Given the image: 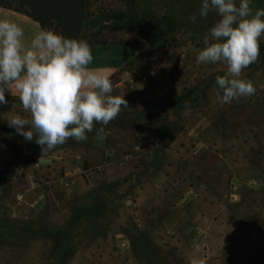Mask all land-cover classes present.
Listing matches in <instances>:
<instances>
[{
	"label": "rangeland",
	"instance_id": "374dc122",
	"mask_svg": "<svg viewBox=\"0 0 264 264\" xmlns=\"http://www.w3.org/2000/svg\"><path fill=\"white\" fill-rule=\"evenodd\" d=\"M85 2L88 40L125 56L111 95L128 108L45 153L0 127V264H264V65L222 103L227 65L196 62L220 19L202 0Z\"/></svg>",
	"mask_w": 264,
	"mask_h": 264
},
{
	"label": "clouds",
	"instance_id": "9594fccd",
	"mask_svg": "<svg viewBox=\"0 0 264 264\" xmlns=\"http://www.w3.org/2000/svg\"><path fill=\"white\" fill-rule=\"evenodd\" d=\"M252 0H202L200 16L215 11L219 21L210 29L214 43L205 39L198 64L224 63L227 74L217 76L215 84L221 102L231 103L255 94L250 80L241 79L242 70L256 62L259 39L264 36V10L254 13ZM195 21L196 17H190ZM23 29L15 22L0 19V104L14 85L23 108L31 118L14 117L9 126L36 144L42 153L64 144L68 138L87 139L93 123L108 125L123 108V97L111 95L113 85L103 69H90L91 46L84 40L65 38L51 31L34 36L30 47L23 44ZM12 94V92H11ZM123 105V107H121ZM27 128V130H25ZM104 128L97 139H104ZM191 264H206L193 258Z\"/></svg>",
	"mask_w": 264,
	"mask_h": 264
},
{
	"label": "crops",
	"instance_id": "0c3cea01",
	"mask_svg": "<svg viewBox=\"0 0 264 264\" xmlns=\"http://www.w3.org/2000/svg\"><path fill=\"white\" fill-rule=\"evenodd\" d=\"M253 13L258 10H264V0H252L250 5ZM0 19H6L18 24L24 32L23 44L25 48L30 47L31 41L36 34L41 31H48L43 28L39 21L34 19L33 17L27 15L26 13L18 12L13 9L0 7ZM259 44H264V36L259 39ZM91 53L93 56V60L91 64L88 66L90 69H103L105 70V74L110 78V80L116 78L118 73L123 69L126 61L125 56L119 57L118 53L113 55L115 52H122V49L118 46L114 45H90ZM116 50V51H115ZM113 53V54H112ZM114 57L111 58L110 56ZM120 83L117 82L116 86H119ZM12 92V94H11ZM10 91L5 92V103L0 104V127L1 126H9V122L16 116H21L24 113L25 109L19 100V94L13 85ZM12 108L10 114L7 112L8 109ZM27 111V110H26ZM25 114V113H24ZM10 127V126H9ZM25 196L23 193L19 195L18 199L25 202ZM43 195L40 194L39 198H42ZM33 202H29L26 200L25 204ZM23 208V206H21ZM21 208V209H22ZM23 213V212H21ZM20 214V212H18Z\"/></svg>",
	"mask_w": 264,
	"mask_h": 264
},
{
	"label": "water",
	"instance_id": "95a60500",
	"mask_svg": "<svg viewBox=\"0 0 264 264\" xmlns=\"http://www.w3.org/2000/svg\"><path fill=\"white\" fill-rule=\"evenodd\" d=\"M34 16L44 21L56 20L66 38L78 39L84 27L85 0H17Z\"/></svg>",
	"mask_w": 264,
	"mask_h": 264
},
{
	"label": "trees",
	"instance_id": "16d2710c",
	"mask_svg": "<svg viewBox=\"0 0 264 264\" xmlns=\"http://www.w3.org/2000/svg\"><path fill=\"white\" fill-rule=\"evenodd\" d=\"M0 7H5V8L13 9V10L18 11V12L26 13L27 15H29V16L33 17L34 19H36L37 21H39L43 28H45L48 31H51L55 34H58V35L65 37V35L61 29V25L58 21H56V20L44 21L42 19L37 18L24 5L19 3L17 0H1L0 1ZM95 25H96L95 22L90 21L88 19V14L86 12L84 27H83V30L81 32V35L79 36V38L77 40L87 41V43L89 45H98V44L107 45L108 43L106 41L91 42L90 40H88L87 32L91 31L93 28H95ZM122 26L123 25H121V24L116 25L115 30H121V28H123ZM131 29H132V27H131ZM258 59H259V62L261 63V65H264V44H260V52H259ZM251 65H253V64H251ZM12 181H13V177H12L11 173L6 169H0V191L5 189Z\"/></svg>",
	"mask_w": 264,
	"mask_h": 264
}]
</instances>
